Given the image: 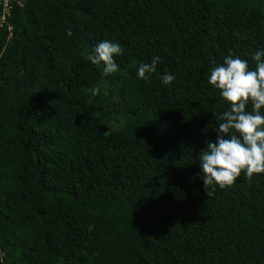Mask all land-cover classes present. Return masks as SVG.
Listing matches in <instances>:
<instances>
[{"label": "trees", "instance_id": "trees-1", "mask_svg": "<svg viewBox=\"0 0 264 264\" xmlns=\"http://www.w3.org/2000/svg\"><path fill=\"white\" fill-rule=\"evenodd\" d=\"M9 3L0 264H264V174L208 197L198 159L228 110L211 62L255 68L264 0ZM104 40L123 48L109 77L88 59ZM153 56L147 84L137 70Z\"/></svg>", "mask_w": 264, "mask_h": 264}, {"label": "clouds", "instance_id": "clouds-1", "mask_svg": "<svg viewBox=\"0 0 264 264\" xmlns=\"http://www.w3.org/2000/svg\"><path fill=\"white\" fill-rule=\"evenodd\" d=\"M93 53L88 59L96 66H103L104 77L120 71L115 59L123 55L119 43L104 40L94 47ZM251 59L255 62L254 69L247 59L231 52L223 63L211 62L208 83L228 104V110L215 117L219 121L215 129L217 138L215 142L207 141L198 157L208 197L217 187L221 190L234 187L242 174L249 183L264 174V49L254 51ZM160 63L159 56H153L150 63H141L138 78L150 84ZM160 79L170 86L175 77L165 72ZM88 91L95 97L100 95L101 88L96 86ZM103 95H108L107 90Z\"/></svg>", "mask_w": 264, "mask_h": 264}, {"label": "built area", "instance_id": "built-area-1", "mask_svg": "<svg viewBox=\"0 0 264 264\" xmlns=\"http://www.w3.org/2000/svg\"><path fill=\"white\" fill-rule=\"evenodd\" d=\"M2 4H3V12L1 17V23L4 21L5 15L9 14L11 8L9 0H2Z\"/></svg>", "mask_w": 264, "mask_h": 264}, {"label": "rangeland", "instance_id": "rangeland-1", "mask_svg": "<svg viewBox=\"0 0 264 264\" xmlns=\"http://www.w3.org/2000/svg\"><path fill=\"white\" fill-rule=\"evenodd\" d=\"M0 24H1V18H0Z\"/></svg>", "mask_w": 264, "mask_h": 264}]
</instances>
